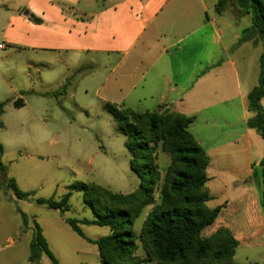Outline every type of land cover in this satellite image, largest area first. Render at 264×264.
Here are the masks:
<instances>
[{"label":"crops","instance_id":"obj_1","mask_svg":"<svg viewBox=\"0 0 264 264\" xmlns=\"http://www.w3.org/2000/svg\"><path fill=\"white\" fill-rule=\"evenodd\" d=\"M101 1L107 3L101 5ZM171 1L0 0V44L4 45L0 51H9L0 56V62L34 52L52 55L68 71L91 64L93 70H100V90L113 104L146 112H178L194 122L198 115L224 106L212 122H224L227 130L213 132L219 140L211 147L202 132L192 133L194 122L189 131L209 156L208 206L221 208L209 234L220 228L230 229L239 243L236 258L240 247H264L259 242L264 236V215L258 183L264 142L247 125L252 115L246 100L258 85L263 46L255 38L237 47L241 30L249 28L242 27L245 17H237L231 26L227 22L230 37L226 38L224 30L214 29L219 20L212 15L223 17L230 8L237 15L234 4L230 2L219 14L216 8L220 0H195L189 3L187 26L196 29L199 42L195 40L197 46L183 53V57L189 55L188 60L181 59L176 68L168 51H160L146 72L134 80L132 72L142 59L157 51L160 36L168 29ZM27 12L42 23L31 22ZM255 48L257 59L251 60ZM217 50L226 54L227 60L221 63ZM234 112L240 115L233 120L230 114Z\"/></svg>","mask_w":264,"mask_h":264},{"label":"rangeland","instance_id":"obj_2","mask_svg":"<svg viewBox=\"0 0 264 264\" xmlns=\"http://www.w3.org/2000/svg\"><path fill=\"white\" fill-rule=\"evenodd\" d=\"M106 3L101 1L100 4ZM189 3L196 1L170 2L166 19L168 29L160 36L157 51L142 59L139 67L132 72L134 80L146 72L160 51H168L176 68L181 59L188 60L189 55L183 57V53L197 46L195 40L199 42L194 33L196 29L187 26ZM212 16L219 20L214 29H222L226 38L230 37L227 22L230 26L234 20L237 22L236 13L230 8L223 17ZM251 26V17L247 15L242 20V27ZM256 50L251 52V60L257 59ZM6 53L9 51H0V56ZM216 56L222 63L224 53L217 50ZM53 58L52 55L30 52L19 59L0 62V104L7 102L0 118L3 124L0 128V144L3 147L0 163L6 169V174L0 170V264H32L29 261V246L34 223L41 227L59 264H100L98 247L92 241L108 236L110 230L79 224L84 237L72 230L67 219L91 220L95 216L84 202L82 192L71 187L78 183L95 184L126 195L135 193L142 184V179L131 168L132 157L125 145L126 138L118 131L108 110L111 105L122 106L113 104L112 99L100 90L103 83L100 70H93L91 64H83L76 71H68ZM110 72L109 68L106 74L110 75ZM20 99L24 106L16 107L15 102ZM237 107L239 109V104ZM139 109L135 111L146 112ZM223 109L224 106L212 108L198 115L195 122L193 120L192 133L202 132L209 147L219 140L213 132L219 130L222 134L227 130L224 122H212V118ZM238 115L240 112L230 114L233 120ZM157 156L163 176L171 158L160 148ZM259 174V191H264L260 167ZM10 178L15 179L21 191L35 192V197L27 201L18 200L8 187ZM69 192H72L70 210L64 215L36 203L39 198L54 197L59 201ZM149 210L145 209L136 220L133 230L137 234L141 233ZM21 212L28 217L27 225ZM204 236H210L209 230ZM259 242L264 245V236ZM137 244L136 255L145 258L142 244ZM235 262L264 264V247L255 250L240 247ZM38 264H53V261L45 254Z\"/></svg>","mask_w":264,"mask_h":264},{"label":"trees","instance_id":"obj_3","mask_svg":"<svg viewBox=\"0 0 264 264\" xmlns=\"http://www.w3.org/2000/svg\"><path fill=\"white\" fill-rule=\"evenodd\" d=\"M232 3L237 8L239 20L249 15L252 26L242 32L237 47L258 38L263 52L260 57L258 85L248 94L247 108L252 117L247 125L255 130L264 142V2L261 0H220L217 13ZM27 18L41 24L42 20L27 12ZM203 72L202 74H205ZM7 102L0 104V118ZM23 107L22 99L15 102ZM118 131L126 138V148L132 157L131 168L142 179L139 189L132 194L114 193L95 184L78 183L71 188L82 192L84 202L90 206L94 219H67V224L79 236L84 234L79 224L109 228L110 234L92 241L98 247L100 264H237L236 250L239 246L228 228H220L206 237L204 233L218 219L221 208L211 209L206 185L209 181V156L189 131L192 118L178 112H136L126 107L108 106ZM0 128L3 124L0 120ZM170 155L171 163L162 176L158 165V149ZM0 153L3 147L0 144ZM264 183V157L260 162ZM0 170L6 169L0 163ZM8 187L18 200H30L35 192H23L10 178ZM261 190V189H260ZM261 206L264 215V191ZM72 192L61 200L36 199V203L64 215L70 210ZM145 209H150L140 234L134 230L136 220ZM25 225L28 217L21 212ZM35 224L29 246V261L38 264L48 255L53 264H59L51 253L41 227ZM140 242L145 258L136 255ZM257 264V263H248Z\"/></svg>","mask_w":264,"mask_h":264},{"label":"water","instance_id":"obj_4","mask_svg":"<svg viewBox=\"0 0 264 264\" xmlns=\"http://www.w3.org/2000/svg\"><path fill=\"white\" fill-rule=\"evenodd\" d=\"M223 60H227V56H226V54H224Z\"/></svg>","mask_w":264,"mask_h":264},{"label":"built area","instance_id":"obj_5","mask_svg":"<svg viewBox=\"0 0 264 264\" xmlns=\"http://www.w3.org/2000/svg\"><path fill=\"white\" fill-rule=\"evenodd\" d=\"M0 49H4V45H1V44H0Z\"/></svg>","mask_w":264,"mask_h":264}]
</instances>
